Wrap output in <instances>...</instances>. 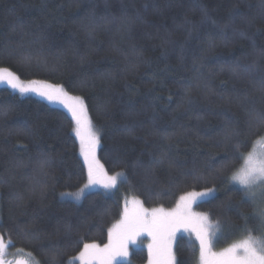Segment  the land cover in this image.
I'll list each match as a JSON object with an SVG mask.
<instances>
[{
    "label": "trees",
    "instance_id": "trees-1",
    "mask_svg": "<svg viewBox=\"0 0 264 264\" xmlns=\"http://www.w3.org/2000/svg\"><path fill=\"white\" fill-rule=\"evenodd\" d=\"M0 68L81 97L97 159L127 177L76 200L87 166L71 114L0 84V237L13 264H80L84 243H107L126 196L171 209L217 189L195 206L223 226L215 247L244 239L245 224L260 235L264 206L229 177L264 135L249 128L264 111V0H0ZM192 243L178 238L181 264H198Z\"/></svg>",
    "mask_w": 264,
    "mask_h": 264
},
{
    "label": "snow or ice",
    "instance_id": "snow-or-ice-1",
    "mask_svg": "<svg viewBox=\"0 0 264 264\" xmlns=\"http://www.w3.org/2000/svg\"><path fill=\"white\" fill-rule=\"evenodd\" d=\"M5 83L12 90L18 91L21 96L35 93L49 102L63 105L71 114L75 123L73 131L79 139L81 155L87 166V183L75 194L76 200L81 198L86 189L99 186L106 192H111L117 189L118 183L127 181V177L122 174L109 176L104 165L97 159L96 153L101 144V137L99 130L94 129L81 97L69 96L62 87L41 81L33 80L24 83L9 69L0 68V84ZM259 83L264 89V80ZM254 119L255 124L251 121L249 123L250 129L264 127V111L256 112ZM233 134L240 135L238 132H227L226 136L230 138ZM242 157L243 154L239 156V159ZM232 162H234L233 158L226 161L229 164ZM257 163L254 157H248L245 168L241 170L240 177H238L242 184L248 183L247 177L256 170ZM185 175L188 174L185 173ZM199 179L207 181V177L203 174ZM259 190H264V185L245 188L244 195L251 202L255 200ZM213 191L211 189L190 191L180 196L176 206L172 209L163 207L149 209L136 198L125 200L120 219L107 231V243L102 247L97 243H84L83 250L78 256L80 264H120L122 258L126 260L129 256V245L136 244L144 236L150 240L147 245L149 264H181L174 250L180 233H187L190 240L194 237L195 243L190 244L191 256L195 257L198 250V264H264V211L259 213L260 235H254L255 230L249 229L245 224L243 231L247 235L244 239L219 252L214 251V238L222 234L223 226L219 220L213 223L208 214L194 211V206H198L199 202L211 196ZM32 235L39 238L38 234ZM8 246L0 237V264H13V261L6 259ZM48 251L51 252L53 258L60 255L57 246ZM16 264H30V262L17 261Z\"/></svg>",
    "mask_w": 264,
    "mask_h": 264
},
{
    "label": "clouds",
    "instance_id": "clouds-1",
    "mask_svg": "<svg viewBox=\"0 0 264 264\" xmlns=\"http://www.w3.org/2000/svg\"><path fill=\"white\" fill-rule=\"evenodd\" d=\"M250 156L254 157L258 163L256 164V170L247 177L248 183L242 184L238 177H240L241 170L245 168V162ZM229 179L232 183L238 184L243 189L264 185V135L258 136L253 140L248 151L243 154L240 164L231 173Z\"/></svg>",
    "mask_w": 264,
    "mask_h": 264
},
{
    "label": "rangeland",
    "instance_id": "rangeland-1",
    "mask_svg": "<svg viewBox=\"0 0 264 264\" xmlns=\"http://www.w3.org/2000/svg\"><path fill=\"white\" fill-rule=\"evenodd\" d=\"M26 95H33V96H37V97H39V98H41V99H43V100H45V101H47L48 103H50L51 105H53V106H58V107H62V108H64L63 107V105H61V104H59V103H55V102H49L48 100H46L45 98H43V97H40V96H38V95H36L35 93H28V94H26ZM70 96V95H69ZM66 109V108H65ZM89 117V116H88ZM90 119V118H89ZM94 127V126H93ZM94 129H96L95 127H94ZM81 147V146H80ZM98 150V149H97ZM238 185V184H237ZM97 187H95V188H92V189H86L84 192H88V191H91V190H94V189H96ZM209 190V189H208ZM211 190H214L213 191V194L211 195V196H209V197H206L203 201H206V200H208V199H210L211 197H213L214 195H216L217 194V189H211ZM203 191H205V190H203ZM132 198H136V197H131V196H126L125 197V200H131ZM136 199H138V198H136ZM138 200H140V199H138ZM255 200H256V202H259V204L261 205V206H264V190H259V191H257V195H256V197H255ZM141 201V200H140ZM202 202V201H201ZM200 203V202H199ZM172 209V208H171ZM194 211H197L196 210V208H195V206H194ZM264 211V210H263ZM197 212H199V211H197ZM202 213V212H201ZM213 223H215L214 221H212ZM182 234H186V235H188L187 233H180V234H178V238L180 237V235H182ZM218 238V236H216L215 238H214V242H216V239ZM178 240V239H177ZM192 240L195 242V240H194V237H192ZM241 241V240H240ZM150 242V240H149V238L148 237H146V236H144V237H141L140 238V240L136 243V244H130L129 245V253L130 252H133V251H135V250H138V249H145L146 250V252H147V254H148V248H147V245H148V243ZM239 242V241H238ZM176 243H177V241H176ZM235 243H237V242H235ZM198 245V244H197ZM231 246V245H230ZM102 247V246H101ZM227 247H229V246H227ZM226 248V247H225ZM224 248H216L215 246H214V251H217V252H219V251H221V250H223ZM174 250H175V245H174ZM122 262H130L129 261V256L126 258V260L125 259H121V262L120 263H122ZM145 264H149V254H148V260H147V262L145 263Z\"/></svg>",
    "mask_w": 264,
    "mask_h": 264
}]
</instances>
